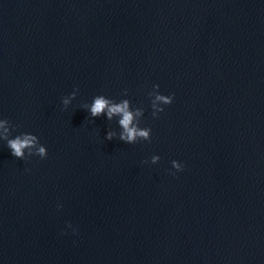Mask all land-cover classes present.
<instances>
[{
  "label": "water",
  "instance_id": "95a60500",
  "mask_svg": "<svg viewBox=\"0 0 264 264\" xmlns=\"http://www.w3.org/2000/svg\"><path fill=\"white\" fill-rule=\"evenodd\" d=\"M0 119L47 150L0 140V264H264V0H0Z\"/></svg>",
  "mask_w": 264,
  "mask_h": 264
},
{
  "label": "clouds",
  "instance_id": "9594fccd",
  "mask_svg": "<svg viewBox=\"0 0 264 264\" xmlns=\"http://www.w3.org/2000/svg\"><path fill=\"white\" fill-rule=\"evenodd\" d=\"M159 85L154 84L152 91L148 93L151 98L152 116L158 117V113L164 111L166 105H170L173 102V95H163L158 92ZM77 90H74L68 96L62 98V105L64 108L70 104V102L76 97ZM122 95H127V90H124ZM83 108L87 109L91 118H96L104 115L107 120L111 121L114 117L118 118V126L120 132L118 139L127 144H135L137 141H149L151 140V129L141 128V117L143 116L142 108H132L128 99H122L119 102H115L103 95H97L92 99L90 104L82 105ZM10 129L14 130L15 126L11 125L10 121L6 119H0V140L6 141V146L11 150V155L20 160H26L31 156H38L41 159L46 158L47 150L46 147L40 144L39 139L36 135L30 133H21L16 135L14 138H10ZM117 136L115 131H107L105 138L112 140ZM27 153V155H26ZM160 157L153 155L150 161H142L141 163H158ZM172 169L176 172L183 171L184 165L176 160L171 162ZM175 175V172L171 173Z\"/></svg>",
  "mask_w": 264,
  "mask_h": 264
}]
</instances>
